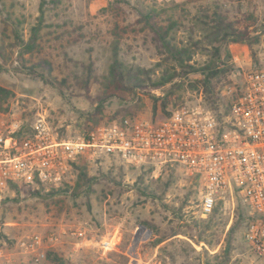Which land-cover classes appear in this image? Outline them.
Returning a JSON list of instances; mask_svg holds the SVG:
<instances>
[{"label":"rangeland","instance_id":"obj_1","mask_svg":"<svg viewBox=\"0 0 264 264\" xmlns=\"http://www.w3.org/2000/svg\"><path fill=\"white\" fill-rule=\"evenodd\" d=\"M42 1L0 0V86L9 91L0 92V115L19 121L22 134L30 132L41 117L65 137L97 126L89 118L96 108L95 97L106 90L103 81L113 61L116 32L126 64L155 70L153 79L159 77L168 62L154 34L145 27L142 14L149 11L157 15L154 20L171 30L173 42L188 48L193 55L191 63L211 62L216 47H221L222 61L233 70L230 81L222 87V111L229 108L244 74L264 69V0H195L183 4L165 0H60L59 4L46 5L39 50L21 55L12 22L23 20L28 38L41 14ZM217 7L239 30L257 35L259 42L249 46L215 41L209 27L213 23L208 22ZM91 65L93 77L89 79ZM200 78V74H189L185 83ZM166 90L147 84L146 92L139 91L136 97L115 91L99 124L121 118L126 104H131L129 110L138 117L165 119L160 106L155 113L152 95L164 96ZM195 104L205 106L204 95L186 84L175 90L168 110ZM227 119L228 115L224 122ZM90 170L96 178L89 199L83 189L78 193L73 187L58 194L23 185L0 191V264H34L22 252L19 241L35 233L51 232L57 233L59 240L49 252L67 264H224L227 255L229 264H256L243 239L248 212L241 197H227L229 203H219L216 213L206 215L200 205L199 178L179 166L150 171L120 160H106L90 165ZM174 178L175 183L165 189L167 181ZM139 181L148 187L145 193L137 189ZM145 220L156 227L153 233L142 224ZM207 223L215 225L204 231ZM174 233L154 245L164 234ZM228 237L232 239L231 251H226ZM39 264L58 263L46 257Z\"/></svg>","mask_w":264,"mask_h":264},{"label":"built area","instance_id":"obj_2","mask_svg":"<svg viewBox=\"0 0 264 264\" xmlns=\"http://www.w3.org/2000/svg\"><path fill=\"white\" fill-rule=\"evenodd\" d=\"M229 110L220 122L204 105H185L163 120L126 117L73 137L60 135L44 117L22 134L19 121L0 115V191L12 185L57 190L73 182L81 163L114 159L153 171L176 165L199 178L204 214L242 198L243 239L256 264H264V69L244 74ZM58 240L55 232L35 233L19 247L39 264Z\"/></svg>","mask_w":264,"mask_h":264},{"label":"trees","instance_id":"obj_3","mask_svg":"<svg viewBox=\"0 0 264 264\" xmlns=\"http://www.w3.org/2000/svg\"><path fill=\"white\" fill-rule=\"evenodd\" d=\"M48 3L59 4L60 0L42 1L41 14L37 23L30 28L28 38L25 37L23 31L24 21L20 19L13 20L12 23L14 25L13 34L15 45L20 49L21 55L34 54L39 50V41L41 39V32L45 26L46 14L48 10L46 5ZM152 11L156 12L155 9ZM150 12L151 11L147 12L146 14H142L145 27L149 28L154 34V40L161 50V55H164V57L166 55L164 61L168 62V65H164V68L161 69V74L155 79H153L152 76V73H154L155 70L149 71L145 68L134 69V67L128 66V64H126V62L121 58V39L119 38V34L116 32L115 35L117 38L114 39L112 44L113 61L110 65L109 74L103 81L106 90L104 93L95 97L97 102L96 108L93 114H91V116L89 115V119L93 121L95 125H100L99 123L101 117L104 114L107 101L114 95L113 93L115 91H127L132 95V97H136L137 92H146L145 90L147 84H150L156 89H167L164 96H156L155 94L152 95V99L155 103V113L158 111V106H160V109L164 112L162 117L167 118L173 114L174 110L177 109L168 110V106L171 102V96L175 93L177 88H184L186 84H188L190 87L197 88L202 91L204 95L205 106L213 110L220 122H224V118L229 115L230 110L229 108H226L225 111L221 110L223 102L221 98V91L222 87L230 81V74L233 70L222 61L221 47H216L214 52L215 58L211 62H207L203 65L191 63L193 55L191 53L189 54L188 48L179 47L175 42H173L174 40L171 36V30L169 28L167 30L162 24L154 20V14H151ZM155 17H157V15H155ZM209 23H213V25L209 27H212L213 33L211 36H213L215 41H219L227 45L231 43H243L248 44L249 46H253L259 42V37L257 35H252L247 30H239L237 27H235V25L228 20V16L222 12L221 7H217L213 16H211V20L208 22V25ZM198 45L199 42L195 44V46ZM254 57H256L255 54ZM2 69L3 68L0 66V72ZM88 74V78L91 79L93 77L92 65L89 68ZM189 74H200L201 78L196 79L193 82L185 83ZM0 92L9 93L8 90L1 86ZM130 106L131 104H126L125 113L122 114V117L113 119L112 121L122 120L126 117H136L134 112L129 110ZM152 120L157 121L159 119L157 117ZM93 127L94 126H91L90 128L85 129L79 135L88 132ZM105 161L106 160H102L97 164H102ZM110 161L115 162L114 159H110ZM148 170L151 171L152 169ZM75 171L76 176L74 178V185L71 183L67 184L57 190H52L49 192V194L68 193L70 192V188L73 187L74 191L78 193L81 191V189H83L85 191L84 193H86V197L89 199V195L93 189V183L96 177L91 174L90 165L85 163L78 165ZM174 183L175 178L169 179L165 185V189H169ZM137 185V189L143 193L148 190V187L144 186L142 181H139ZM12 186L16 187L17 185ZM35 192L38 194L39 190H36ZM212 213H216V211H213ZM142 224L150 232L153 233L155 231L156 227L151 222L145 220L142 222ZM247 224L248 221L246 226ZM214 225L215 223H207L202 228L204 231H207L213 228ZM174 235H176V233H174L172 236H167L164 234L163 238H158L154 241V245L157 246ZM232 248V239L228 237L226 251H231ZM47 257L49 260L58 264H67L64 258L53 252H49ZM229 260L230 257L227 255L224 264H229Z\"/></svg>","mask_w":264,"mask_h":264}]
</instances>
